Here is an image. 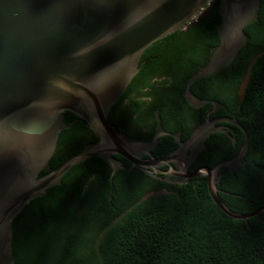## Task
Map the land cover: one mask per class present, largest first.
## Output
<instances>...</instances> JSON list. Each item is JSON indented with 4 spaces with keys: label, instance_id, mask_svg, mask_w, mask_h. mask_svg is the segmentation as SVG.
Listing matches in <instances>:
<instances>
[{
    "label": "water",
    "instance_id": "95a60500",
    "mask_svg": "<svg viewBox=\"0 0 264 264\" xmlns=\"http://www.w3.org/2000/svg\"><path fill=\"white\" fill-rule=\"evenodd\" d=\"M213 1L0 0V264H15V219L31 201L62 184L73 167L98 157L113 168L114 176L124 169L117 158L121 156L145 170L144 156L151 155L165 134L159 113L155 136L143 142L117 128L109 120L110 112L142 69L145 51L186 29ZM261 4L262 0H220V44L187 81L184 98L191 107L209 103L196 98L192 86L232 67L248 49L251 37L246 29L259 21ZM67 112L85 122L99 140L52 169L60 135L69 128L64 121ZM221 121L244 132V147L215 169L201 167L192 176L207 179L214 203L228 217L246 221L264 213V206L249 214L236 213L220 199L218 185L223 167L234 174L246 165L250 138L237 119ZM215 123L197 127L163 162L187 155V145L192 147L188 164L194 162L211 134L227 133Z\"/></svg>",
    "mask_w": 264,
    "mask_h": 264
},
{
    "label": "trees",
    "instance_id": "16d2710c",
    "mask_svg": "<svg viewBox=\"0 0 264 264\" xmlns=\"http://www.w3.org/2000/svg\"><path fill=\"white\" fill-rule=\"evenodd\" d=\"M219 10L220 0H217L187 30H180L148 48L141 59V64H144L142 69L115 108L129 98L134 86L142 84V89L153 90L162 96L155 106V100L148 103L130 98L132 115H138L152 105L161 121L165 122L170 113V95L158 89V83H152L153 79L148 75L161 66H172V72L179 80L180 90L176 94L183 97L188 79L209 62L212 49L220 44ZM246 33L251 37L250 45L241 52L233 66L198 81L191 88L192 94L196 93L197 85L207 84L213 79L221 81L224 89L236 90L247 73L249 63L256 58L241 105L229 106L223 113L224 116L237 119L250 138L246 165L234 174L225 175L218 185L222 202L241 214L253 212L264 203V49L261 48L264 45V0L259 21L249 26ZM199 97L207 98L205 95ZM221 102L230 105L225 99ZM109 120L118 128L110 115ZM64 121L69 128L60 135L58 147L50 160L52 169L99 140L88 125L74 114L65 113ZM235 132L212 134L205 150L198 156V166L215 169L219 164L234 158L246 143L244 132L241 129ZM118 158L130 166L124 158ZM222 173L226 174L225 169L220 171ZM95 174L101 175L100 181L108 188L113 168L97 157L73 167L63 178L62 184L31 201L24 210L34 207L35 227L47 231L50 239L57 238L58 222L55 216L64 209L68 210V221L72 220L73 223H76V217L79 218L78 206H90L93 203L95 210H106L111 204L108 202L109 194L104 193L99 198L92 196L90 199L69 195L71 190L92 189L90 180ZM119 174L128 172L122 170ZM168 191L136 206L131 196H128L123 208L116 213H108L107 226L115 222L125 209L133 207L115 225L108 226L97 245L91 246L100 264H264V213L246 221L228 217L214 203L207 181ZM13 227L16 258L18 253L23 252V240L21 233H16L15 223ZM59 242L49 247L50 257L55 255L52 260L54 263H58L63 254V244ZM38 252L39 246L33 238L27 245L26 253L35 255Z\"/></svg>",
    "mask_w": 264,
    "mask_h": 264
},
{
    "label": "flooded vegetation",
    "instance_id": "af4514ba",
    "mask_svg": "<svg viewBox=\"0 0 264 264\" xmlns=\"http://www.w3.org/2000/svg\"><path fill=\"white\" fill-rule=\"evenodd\" d=\"M216 1L217 0H214L209 6H207L204 12ZM202 15H200V17ZM188 27L184 30H187ZM261 48L264 49V45ZM255 59L249 63L247 73L236 90H231V88L224 89L221 81L213 79H210L207 84L197 85V94L193 93V95L200 100L209 102L200 108L191 107L186 102L184 95L183 97H180L176 94V91L180 90L179 80L174 76L172 72L174 68L172 66L164 65L150 73L148 76L153 79L152 83H158L157 88L170 95V98L168 99L170 113L165 122L161 121L163 132L165 134L159 138L158 144L156 148L152 150L151 155L144 156L146 159L145 170L132 166V164L125 159L130 165L126 166L124 161L118 158L121 156H117V158L123 163L124 169L122 170H127L128 174H119L122 170L117 172L111 177L112 181L110 180L111 178H109L110 184L109 186L107 185L108 188H106L104 183L100 181L102 178L101 175L95 174L90 180L93 184L92 189H81L78 191L71 190L69 195L84 196L83 198L88 199L92 196L99 198L104 193L109 194L108 202L111 204L108 205L109 207L106 210L103 209L99 211L95 210L96 207L93 203L90 206H78L79 218L76 217V223H74L75 229L73 231H70L68 226H66V224L69 223L68 219H70V216L68 215V210L64 209L61 214L55 216L58 222L57 238L55 236L50 239L47 231L39 230L35 227V213H32L34 210L33 206L26 211L23 210L14 222L16 233H21L23 240V252L21 254L18 253L15 258V264H100V260H97L95 254L92 253L91 246L97 245L100 239L104 236L106 232L105 230L108 229V226L115 225L116 222L124 218L133 208L129 207L125 209L116 218L115 222L108 226L106 225L108 213H116L119 209L123 208L125 204H127V202H124L126 197L131 196V199L135 202L136 206L142 204L148 198L154 197L151 195L155 192L166 191V189L175 190L183 186L199 184L203 181H207L206 178L192 176L199 168H201V166H198V158L191 164H188V158L191 154L192 148L188 145L187 155L184 156L182 153L178 154L174 161L168 163L163 162V160L168 156L177 153L180 146L186 144L188 140H190L194 130L207 121H214L216 122V128H221L227 131V133L223 134L235 132L236 129L240 130L238 126L221 121V119L232 118L223 115L229 106L241 105L246 92V87L249 83L251 67ZM141 86L142 84L134 86L131 89L129 98L125 99V101L116 108L115 105L110 112V116L120 130L133 138H137L141 141L147 140L145 142H149L156 134L158 112L153 109L151 105V108L143 110L138 115H132L129 99H138L140 101L145 100L148 103L155 100V106V104L159 103V98L162 94L154 93V91L150 89L144 90ZM201 95H205L207 98L199 97ZM152 96L155 97L153 98ZM224 99L230 105L227 106L221 102ZM208 139L206 140V146ZM173 146L175 147L172 148ZM222 169H225L226 172V174L222 173L223 179L224 176L229 175V173L227 172V168L223 167ZM76 202H80V200H76ZM262 206H264L263 202L258 209ZM81 212L82 216L80 217ZM93 212L95 213L93 214ZM24 238L27 241H25ZM33 238L36 239V243L39 246V252L35 255H29L26 253L27 245ZM57 242L63 244V254L60 256L58 263H54L52 260L55 258L50 257L49 247L50 244Z\"/></svg>",
    "mask_w": 264,
    "mask_h": 264
},
{
    "label": "rangeland",
    "instance_id": "374dc122",
    "mask_svg": "<svg viewBox=\"0 0 264 264\" xmlns=\"http://www.w3.org/2000/svg\"><path fill=\"white\" fill-rule=\"evenodd\" d=\"M244 85H245V83H244ZM167 193H168V189H166V191L164 190V191L155 192L151 196H159V195H163V194H167ZM66 226H68L70 231H73L75 229V224L73 223L72 220L71 221L69 220V223L66 224ZM54 256H55L54 254L51 255V257H54Z\"/></svg>",
    "mask_w": 264,
    "mask_h": 264
},
{
    "label": "built area",
    "instance_id": "2783aa9c",
    "mask_svg": "<svg viewBox=\"0 0 264 264\" xmlns=\"http://www.w3.org/2000/svg\"><path fill=\"white\" fill-rule=\"evenodd\" d=\"M198 16H195L192 18L191 23L195 22L197 20Z\"/></svg>",
    "mask_w": 264,
    "mask_h": 264
}]
</instances>
